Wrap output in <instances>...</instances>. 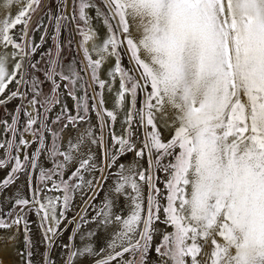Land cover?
I'll return each mask as SVG.
<instances>
[{"label":"snow or ice","instance_id":"6c2138e0","mask_svg":"<svg viewBox=\"0 0 264 264\" xmlns=\"http://www.w3.org/2000/svg\"><path fill=\"white\" fill-rule=\"evenodd\" d=\"M49 25L55 51L34 60ZM0 49V195L21 177L30 194L0 201V243L22 229L24 264L29 212L41 264L55 247L60 264H264V0H27Z\"/></svg>","mask_w":264,"mask_h":264},{"label":"rangeland","instance_id":"374dc122","mask_svg":"<svg viewBox=\"0 0 264 264\" xmlns=\"http://www.w3.org/2000/svg\"><path fill=\"white\" fill-rule=\"evenodd\" d=\"M45 3H47V0H45ZM46 10V9H45ZM41 15H42V13H41ZM35 20H36V14H33V16H32V22L30 23V28H29V34H28V36H29V39L32 41V42H34V43H37V44H39L40 43V40H38V42H35L34 41V35H35V32L36 31H34V29H35ZM46 24H47V21H46ZM74 25H69V27L71 28V27H73ZM49 27V34H48V36H46L45 37V41H44V43L42 44V46L37 50V52H36V54H35V56L33 57V59L34 60H37V59H40V54H41V52H47L49 49H52L53 50V52L55 51V47H54V42H53V40H52V32H53V28H52V26L51 25H49L48 26ZM68 38H69V31L68 30H63L62 31V33H61V40L64 42V50H63V55L65 56V57H69L70 56V50H69V48H68V45H67V40H68ZM76 39H79V37H76ZM73 48H75V39H74V41H73ZM10 53H11V49L9 50V55H10ZM127 58V57H126ZM46 59V58H45ZM125 63V62H124ZM125 65L127 66V62L125 63ZM41 67H43L44 66V61H41V65H40ZM101 78H103V77H101ZM10 87H12V88H14L15 87V85L13 84V85H10ZM50 91V85L49 84H45V86H44V92L45 93H48ZM19 103V101L17 100V101H13L12 102V109L10 110V108H9V104L7 105V108H8V110H9V112H11L14 108H15V106H16V104H18ZM89 104H91V101H89ZM54 115H55V112H53L52 114H50V118H52V117H54ZM3 118H5V110H4V108L3 107H0V119H3ZM94 120V123L96 124V116H95V113H94V118H93ZM117 125V124H116ZM83 127V126H82ZM1 130H2V126H0V132H1ZM141 132H142V130H141ZM66 133V132H65ZM65 133H62V137H61V145H62V147H63V139H64V134ZM2 135H3V131H2ZM29 139H31V137H28ZM3 153H2V150H0V155H2ZM98 154V153H97ZM131 156V157H130ZM125 161V162H124ZM132 161V154H129L128 156H126V157H122L121 158V162H123V163H129V162H131ZM42 163H43V165L45 166V167H48V168H50L52 165H51V163L47 160V159H43L42 158ZM144 165H145V167L147 166V163H146V161H144ZM1 172L3 171V173H2V175L0 176V180H2L6 175H7V171H8V169L7 168H5V169H3V170H0ZM98 175V174H97ZM158 175H159V177H160V183H159V186L160 187H162V189H163V179H164V174L162 173V175H161V173H158ZM34 181H35V177H34ZM162 181V182H161ZM105 185V184H104ZM17 187V189L20 191V193H18L19 195H22V196H24V197H28L30 194H29V191H28V188H27V184H26V180H25V178L24 177H21L20 178V180H18L14 185H11L8 189H6L5 191H4V193L2 194V195H0V201H3L4 200V197L5 196H11V195H13V194H15L16 193V190H14V191H12L14 188L16 189V187ZM14 187V188H13ZM24 189V190H23ZM24 191H26V192H24ZM101 192H102V190H99L98 192H97V197H96V201H95V203L96 204H99V202L103 199V193H102V196H101ZM79 197V196H78ZM101 198V199H100ZM79 198H76L75 199V202H74V204L76 205V207H78L81 203V199L80 200H78ZM76 200H78V203L76 202ZM80 201V202H79ZM10 204H6V205H4V210L5 211H7L8 210V206H9ZM10 207H11V205H10ZM9 207V208H10ZM76 207L74 206V208H73V211H71V212H69L68 213V216H69V219H71V217L75 214V211H76ZM26 219L28 220V222H29V226H30V235H31V238H32V241H33V250H35L34 251V256H33V260L35 261L36 259H37V261H39L40 263H38L37 261H35V263L34 264H41V257H42V254L45 252V247L43 246L44 244H43V242H42V240H43V236H42V230H41V228H40V223H39V217L34 213V212H29V213H27V216H26ZM68 224V222H66L64 225L63 224H61V229H64L65 228V225H67ZM72 227H74V225H68L67 226V229L63 232V237L61 238V241L62 242H64V243H67V237L70 235V233H71V229H72ZM21 231H22V229H21ZM22 233H23V231H22ZM39 235V236H38ZM40 242V243H39ZM41 247H42V249H41ZM54 249V251L52 250V252L50 253V255L52 254V258L56 261V264L57 263H59L60 264V252H61V249L59 248V247H55V248H53ZM56 249V250H55ZM37 251H39V252H41V253H39V252H37ZM57 253H56V252ZM59 251V252H58ZM54 253V254H53ZM58 253H59V255H58ZM38 254V255H37ZM41 254V255H40ZM57 257V258H56Z\"/></svg>","mask_w":264,"mask_h":264},{"label":"bare ground","instance_id":"6f19581e","mask_svg":"<svg viewBox=\"0 0 264 264\" xmlns=\"http://www.w3.org/2000/svg\"><path fill=\"white\" fill-rule=\"evenodd\" d=\"M26 2H27V0H15V4H14V6H10V7H5V0H0V19H4V18H7V14H11V16H12V18H14L15 17V15L18 13V11H19V9H21V8H23L24 7V5L26 4ZM90 15H91V13H90ZM45 23H46V21H45ZM93 25L94 26H96L95 24H94V22H93ZM21 25L20 26H17V28H16V32L18 33V32H20V30H21ZM103 34H104V29L102 28V36H103ZM3 50L2 49H0V52H2ZM124 62L126 63L127 62V59L125 58L124 59ZM12 61L11 60H9L8 61V66H9V70H11V65H12ZM101 77H103L104 78V73L103 72H101ZM106 99H108L109 100V103H108V107H112V104H111V98L110 97H108L107 96V94H106ZM67 102V101H66ZM92 117L94 118V113L92 114ZM117 125H116V129H117V131H119V129H120V122L119 121H117V123H116ZM82 130H83V127H82ZM167 135V134H166ZM68 138H69V136H68V134H67V132L65 133V136H64V146H65V142L68 140ZM131 157V156H130ZM124 158V157H123ZM125 162V161H124ZM123 163V162H122ZM161 175H162V173H161ZM163 181V180H162ZM161 181V182H162ZM111 184V180H109V181H107L106 183H105V185H104V189L106 190L107 188H108V186ZM16 187V186H15ZM14 188V187H13ZM162 188V187H161ZM14 190H16V193L15 194H17V187H16V189L14 188L12 191H14ZM20 190V189H19ZM24 190V189H23ZM105 190H102V192H101V196H102V193H103V198H104V196H105ZM19 193H20V191H19ZM14 195V194H13ZM76 198H79L78 200H80V197H76ZM98 198V197H97ZM101 199V198H100ZM78 200H76V202L78 203ZM103 200V199H102ZM81 201V200H80ZM79 201V202H80ZM81 203V202H80ZM100 203V202H99ZM75 207H76V205H75ZM121 207H123V204H121ZM20 234H21V236H19V241H20V243H18V244H15V245H13V244H8L7 246H5V249L4 250H0V260H2L3 261V264H24V262H23V260H22V258L17 254L18 253V251L23 247V244H22V241H23V233H22V231L20 232ZM39 236V235H38ZM63 237V236H62ZM61 237V238H62ZM43 241V240H42ZM67 241V240H66ZM40 243V242H39ZM44 246V245H43ZM41 249H42V247H41ZM56 250V249H55ZM35 250H33V252H34ZM53 251H54V249H53ZM36 252V251H35ZM37 252H39V251H37ZM56 252V251H55ZM59 252V251H58ZM39 253H41V252H39ZM57 253V252H56ZM54 254V253H53ZM38 255V254H37ZM41 255V254H40ZM58 255H59V253H58ZM51 256H52V254H51ZM42 258V257H41ZM57 258V257H56ZM42 260V259H41ZM35 261H37V259L35 260ZM35 261H34V263H35ZM38 263H40L39 261H37ZM57 264H59V263H57Z\"/></svg>","mask_w":264,"mask_h":264},{"label":"flooded vegetation","instance_id":"af4514ba","mask_svg":"<svg viewBox=\"0 0 264 264\" xmlns=\"http://www.w3.org/2000/svg\"><path fill=\"white\" fill-rule=\"evenodd\" d=\"M94 22V24L96 25V27H99V22L98 21H93ZM21 27H23L22 25H21ZM42 32H43V30H41V31H36L35 32V35H34V41L35 42H38V40H40V36H41V34H42ZM19 33V32H18ZM100 35L102 36V27L100 28ZM126 58V57H125ZM124 58V59H125ZM127 59V58H126ZM67 103H68V105H69V107L71 108L72 107V105H73V102H72V100L70 99V98H68L67 99ZM9 108H10V110L12 109V103H10L9 104ZM92 114L93 113H91V123L92 124H95L94 123V119H93V117H92ZM2 131L3 130H1V132H0V137H2ZM64 136H65V134H64ZM63 146H64V139H63ZM2 173H3V171L1 172L0 171V176L2 175ZM24 192H26V191H24ZM49 195H53V193H49ZM10 207V205L7 207V208H9ZM67 221H65L64 223H63V225L66 223ZM12 231H15L14 229L12 230ZM0 234H2V235H4L5 237H7L8 235H11V232H4V233H0ZM19 236H21V234H19ZM8 245V243L5 241L4 243H0V250H4L5 249V246H7Z\"/></svg>","mask_w":264,"mask_h":264}]
</instances>
